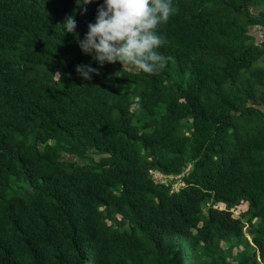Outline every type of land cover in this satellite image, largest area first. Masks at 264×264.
Listing matches in <instances>:
<instances>
[{
	"label": "trees",
	"instance_id": "1",
	"mask_svg": "<svg viewBox=\"0 0 264 264\" xmlns=\"http://www.w3.org/2000/svg\"><path fill=\"white\" fill-rule=\"evenodd\" d=\"M103 2L0 0V264H264V0H172L156 74L63 32Z\"/></svg>",
	"mask_w": 264,
	"mask_h": 264
},
{
	"label": "clouds",
	"instance_id": "2",
	"mask_svg": "<svg viewBox=\"0 0 264 264\" xmlns=\"http://www.w3.org/2000/svg\"><path fill=\"white\" fill-rule=\"evenodd\" d=\"M90 2L93 0H87ZM177 11L172 0H104L96 9L95 23L88 24L83 39L76 32L74 16L66 17L60 25L64 33L74 35L80 51L98 65L119 62L123 67L135 66L145 73L156 74L171 59L158 51L168 42L159 33L158 24L167 22ZM75 71L86 81L100 74L91 63L77 65ZM56 75L60 78L62 74Z\"/></svg>",
	"mask_w": 264,
	"mask_h": 264
},
{
	"label": "rangeland",
	"instance_id": "3",
	"mask_svg": "<svg viewBox=\"0 0 264 264\" xmlns=\"http://www.w3.org/2000/svg\"><path fill=\"white\" fill-rule=\"evenodd\" d=\"M250 32L253 34L254 37H256V39H258V40H263L264 39V31L261 30L260 28L252 27V28H250ZM259 64H260V66L264 67V58L259 62ZM120 68L127 69V70H131L132 69L131 67H123L122 64H120ZM92 158L94 159V161L97 160V156H95V155H92ZM61 159L69 161V162H72V163L81 164V165L87 163L86 160H79L76 157L70 156V155H67V154H62L61 155ZM152 177H153V180L155 182L173 183V190H176L181 185L179 177H164V176L160 175L157 172H152ZM245 210H246V204L242 203L238 207H236L235 209L232 210V214H233V216H237L239 213H241V212H243ZM241 249H242L241 247L235 248L233 250V254H236Z\"/></svg>",
	"mask_w": 264,
	"mask_h": 264
}]
</instances>
